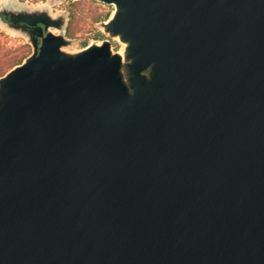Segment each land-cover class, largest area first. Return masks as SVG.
I'll use <instances>...</instances> for the list:
<instances>
[{
  "label": "water",
  "instance_id": "obj_1",
  "mask_svg": "<svg viewBox=\"0 0 264 264\" xmlns=\"http://www.w3.org/2000/svg\"><path fill=\"white\" fill-rule=\"evenodd\" d=\"M96 1L0 9V264H264V0Z\"/></svg>",
  "mask_w": 264,
  "mask_h": 264
},
{
  "label": "rangeland",
  "instance_id": "obj_2",
  "mask_svg": "<svg viewBox=\"0 0 264 264\" xmlns=\"http://www.w3.org/2000/svg\"><path fill=\"white\" fill-rule=\"evenodd\" d=\"M16 4L19 6H26L28 8H43L46 5L51 6V10L54 15L65 13L68 14L72 11V14L75 15V20L73 22L72 34L74 35V43L76 48L85 47L83 44L87 42L90 44L93 41L97 40L95 35L98 32H102L100 27L98 13L108 14L114 12V7L99 1L83 0L76 5H71L68 1H62L55 3L54 0H42L38 2L30 0H0V9L9 5ZM110 14V16H111ZM0 29L6 32L10 39H12V44L14 47L20 45H28V37L20 32L10 30L6 28L0 22ZM58 33V30L54 29ZM104 34V33H103ZM105 35V34H104ZM106 36V35H105ZM108 36H106V39ZM116 50H121V45L117 40H112ZM87 44V45H88Z\"/></svg>",
  "mask_w": 264,
  "mask_h": 264
},
{
  "label": "trees",
  "instance_id": "obj_3",
  "mask_svg": "<svg viewBox=\"0 0 264 264\" xmlns=\"http://www.w3.org/2000/svg\"><path fill=\"white\" fill-rule=\"evenodd\" d=\"M34 2L42 1V0H30ZM83 0L73 1L68 0L71 5H76L77 3ZM96 1V0H91ZM111 13L108 14H101L98 13V22L106 21L110 17ZM75 20V15L72 14V11L69 13V23L66 29V35L71 38L75 39L74 35L72 34V27L73 22ZM104 34L102 32H98L95 37L97 40H103L101 37ZM87 42L83 45L87 46ZM32 53V46L30 43L28 45H20L14 47L12 44V39H10L9 35L0 29V77L5 75L8 71H10L15 66L21 64L26 57H28Z\"/></svg>",
  "mask_w": 264,
  "mask_h": 264
},
{
  "label": "flooded vegetation",
  "instance_id": "obj_4",
  "mask_svg": "<svg viewBox=\"0 0 264 264\" xmlns=\"http://www.w3.org/2000/svg\"><path fill=\"white\" fill-rule=\"evenodd\" d=\"M101 38L104 40V39H106V36H105V35H103Z\"/></svg>",
  "mask_w": 264,
  "mask_h": 264
}]
</instances>
